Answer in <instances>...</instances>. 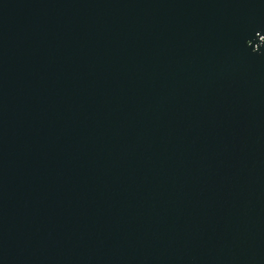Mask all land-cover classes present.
<instances>
[{
  "label": "water",
  "instance_id": "1",
  "mask_svg": "<svg viewBox=\"0 0 264 264\" xmlns=\"http://www.w3.org/2000/svg\"><path fill=\"white\" fill-rule=\"evenodd\" d=\"M0 264H264V0H0Z\"/></svg>",
  "mask_w": 264,
  "mask_h": 264
}]
</instances>
